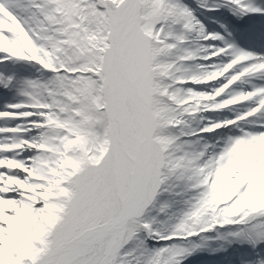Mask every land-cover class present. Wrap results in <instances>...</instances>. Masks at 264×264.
Wrapping results in <instances>:
<instances>
[{"label": "snow or ice", "instance_id": "1", "mask_svg": "<svg viewBox=\"0 0 264 264\" xmlns=\"http://www.w3.org/2000/svg\"><path fill=\"white\" fill-rule=\"evenodd\" d=\"M232 244L264 264V0H0V264Z\"/></svg>", "mask_w": 264, "mask_h": 264}, {"label": "rangeland", "instance_id": "2", "mask_svg": "<svg viewBox=\"0 0 264 264\" xmlns=\"http://www.w3.org/2000/svg\"><path fill=\"white\" fill-rule=\"evenodd\" d=\"M221 242H213L212 247H217ZM236 244H232L231 246H226L225 252L211 253L204 252L203 257L215 256L214 259L207 260L206 264H225L228 261H231L232 264H247L249 261H254L256 258V253L250 250L249 252H238L235 249ZM264 255V253H262ZM186 264V262H185Z\"/></svg>", "mask_w": 264, "mask_h": 264}, {"label": "bare ground", "instance_id": "3", "mask_svg": "<svg viewBox=\"0 0 264 264\" xmlns=\"http://www.w3.org/2000/svg\"><path fill=\"white\" fill-rule=\"evenodd\" d=\"M225 264H227V263H225Z\"/></svg>", "mask_w": 264, "mask_h": 264}]
</instances>
